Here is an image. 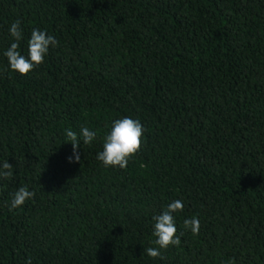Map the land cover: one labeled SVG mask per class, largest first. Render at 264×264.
<instances>
[{
	"label": "trees",
	"instance_id": "trees-1",
	"mask_svg": "<svg viewBox=\"0 0 264 264\" xmlns=\"http://www.w3.org/2000/svg\"><path fill=\"white\" fill-rule=\"evenodd\" d=\"M16 20L22 55L34 28L58 41L23 76L3 55ZM123 117L143 125L140 150L104 167ZM82 126L97 135L70 163L65 130ZM6 160L0 264H264V0H0ZM20 186L35 196L10 210ZM176 199L181 243L149 257Z\"/></svg>",
	"mask_w": 264,
	"mask_h": 264
},
{
	"label": "clouds",
	"instance_id": "clouds-1",
	"mask_svg": "<svg viewBox=\"0 0 264 264\" xmlns=\"http://www.w3.org/2000/svg\"><path fill=\"white\" fill-rule=\"evenodd\" d=\"M9 34L14 42L4 51L8 66L11 71L20 75H26L44 62V57L48 53L49 46L56 47L58 41L54 36L48 35L45 31L34 28L30 38L27 40V56L18 51L22 39V30L20 21L16 20L9 26ZM145 129L138 119L123 117L115 119L110 131L103 138L102 151L98 152L96 159L104 167L125 168L129 159L134 156L141 147L142 137ZM67 140L70 141L73 150V156L68 157L70 163H79L80 154L77 149L80 147L81 139L84 144H90L96 138V132L89 130L88 127L82 126L79 134L71 129L65 130ZM13 176V165L4 161L0 165V179H10ZM35 196L26 186H20L11 195L9 209H16L22 206L25 201L31 200ZM183 201L180 199L173 200L163 208L159 215L153 217L152 235L155 239L152 241L157 247H148L144 252L149 257L156 258L161 255L160 249H167L170 245L178 246L181 241L176 235L177 228L175 224L174 213L183 211ZM185 230H190L193 235L199 234L200 221L197 217L185 218L183 220ZM183 233H181L182 235ZM26 264H31L30 259ZM227 264H235L234 260H229Z\"/></svg>",
	"mask_w": 264,
	"mask_h": 264
}]
</instances>
